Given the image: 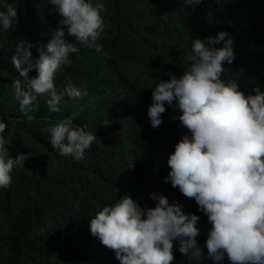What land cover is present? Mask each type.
Listing matches in <instances>:
<instances>
[{"label": "clouds", "instance_id": "obj_1", "mask_svg": "<svg viewBox=\"0 0 264 264\" xmlns=\"http://www.w3.org/2000/svg\"><path fill=\"white\" fill-rule=\"evenodd\" d=\"M46 2L56 20L53 38L38 49L35 60L32 45L19 42L11 57L14 78L6 73L0 82V189L11 186L13 170L29 159L21 153L10 158L11 142L4 135L15 126L10 119L14 110L6 101L12 87L25 115L37 100L36 109L39 95L48 98L50 113H64L49 129L51 142H46L59 160L72 164L103 149L104 155L98 158L129 159L128 168L137 159L154 165L141 173V182L121 192L123 197L115 200L114 190L100 197L106 204L90 203L98 198L97 192L88 196L91 187L107 191L106 178L94 171L83 172L82 180H74L71 173L61 178L60 170L53 174L62 186L92 182L86 191L78 190L80 199L73 204L91 206L85 221H90V233L115 253L119 264H180L179 256L187 257L189 264H203L198 243L206 238L213 264H222L225 255L230 264H264V92L256 87L254 95H246L237 82L222 79L224 63L235 59L231 35L221 31L215 38L195 39L187 70L179 77L166 73L168 81H155L147 111L138 113L133 107L135 96L130 89L115 93L112 100L119 108L88 116L86 122L94 127L96 122L128 118L127 127L96 133L73 123L79 119L73 100L88 93L72 84L58 88L59 73L72 57L79 61L90 58V52L105 58L130 51L133 45L128 38L140 6L135 0ZM202 2L180 0L193 9ZM16 17L11 6L0 11V28L9 30ZM61 24L67 31L58 29ZM31 71H36L35 78ZM174 102L168 117L175 125L168 126L165 104ZM205 219L209 223H198ZM210 224L207 237L197 238Z\"/></svg>", "mask_w": 264, "mask_h": 264}, {"label": "trees", "instance_id": "obj_2", "mask_svg": "<svg viewBox=\"0 0 264 264\" xmlns=\"http://www.w3.org/2000/svg\"><path fill=\"white\" fill-rule=\"evenodd\" d=\"M46 1L0 0V11H7L9 6L17 11L12 27L9 30L0 28V42L3 43L0 82L8 71L16 72L10 62L19 42L32 45L30 51L35 60L39 57L38 49L53 38L56 20ZM135 1L140 10L128 38L133 45L130 51L105 58L90 52V58H80L79 61L72 57L59 73L58 88L72 84L88 93V97L73 100L76 105L73 109H79V119H73L75 125H86V130L96 133L127 127L128 118H112L105 124L96 122L94 127L86 119L118 109L112 97L124 89L133 92V107L138 113L147 111L152 104L151 88L155 81H168L170 76L166 73L181 76L190 63L187 56L192 42L197 38H215L221 31L228 32L233 38L235 56L232 64L224 63L222 79L237 82L246 95H254L256 87L264 92V0H203L195 9L183 5L180 0ZM103 15L108 18V14ZM62 27L67 31L62 24L58 29ZM31 72L35 78L36 71ZM37 98L40 101L34 120L23 121L17 127L11 125L4 134L11 142L10 158L27 153L29 159L13 170L12 186L0 189V264H119L115 253L90 233V221H85L91 213V206L73 204L74 199H80L78 190L86 191L92 182L85 180L78 187L62 186L53 174L60 170L58 176L61 178L71 173L74 180H82L85 178L83 172L94 171L96 176L106 178L103 182L107 191L98 186L88 190V196L98 193V198L90 203L101 204L104 202L99 198L113 190L115 200L123 197L121 192L141 182V173L154 165L137 159L134 167L128 168L129 159L98 158L104 155L103 149L72 164L59 160L48 151L46 142H51L49 129L65 117L64 113H50L48 98L44 95ZM174 105L175 102L165 104L166 118L169 119L168 112ZM167 125L175 124L169 119ZM14 130L18 132L14 133ZM79 165L85 166L84 169L75 170ZM189 201L195 202L193 199ZM183 211L194 213L193 210ZM198 223L209 222L205 219ZM210 229L211 224L201 229L197 238L207 237ZM206 239L198 243L202 244L199 247L204 253L203 264H213L208 258ZM177 260L180 264H189L187 257L179 256ZM222 264H230L226 255Z\"/></svg>", "mask_w": 264, "mask_h": 264}, {"label": "rangeland", "instance_id": "obj_3", "mask_svg": "<svg viewBox=\"0 0 264 264\" xmlns=\"http://www.w3.org/2000/svg\"><path fill=\"white\" fill-rule=\"evenodd\" d=\"M123 22H124V20H122L121 23H119V26H122L123 25ZM6 75H7V77L9 79L14 78V76L12 75V73H10L9 71L7 72ZM9 89H10V98L9 99H6V101L10 104V106L14 110V112H13V114H12V116H11L10 119H11V122L14 123L15 127H17V125H19L20 123H22L23 120L35 117V115H36V110H35L36 103L35 102H37V100L34 102V104L32 106L31 112L28 115H25L20 110L19 101L15 98L13 88L12 87H9ZM16 132H18V131L17 130H14V133H16ZM21 154L28 156L27 153H21ZM12 180L14 181V179H12ZM12 184H13V182H12ZM12 184H11V186H12ZM9 188H7V189H9Z\"/></svg>", "mask_w": 264, "mask_h": 264}]
</instances>
